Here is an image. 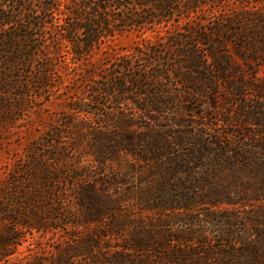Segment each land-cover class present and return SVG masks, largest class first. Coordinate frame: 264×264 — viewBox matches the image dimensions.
Wrapping results in <instances>:
<instances>
[{
    "label": "trees",
    "instance_id": "trees-1",
    "mask_svg": "<svg viewBox=\"0 0 264 264\" xmlns=\"http://www.w3.org/2000/svg\"><path fill=\"white\" fill-rule=\"evenodd\" d=\"M30 1L0 0V127L16 121L12 117L16 101L12 99L26 96L32 88L24 79L26 74L33 80V97H42L46 90L51 62L45 55L43 27L45 23L53 24L51 11L61 2L68 20H63L60 39H52L51 44L56 47L54 54L58 58L68 57L77 63L88 61L95 49L113 38L115 30L111 31V21L117 19L109 15L108 7L100 1L117 5V10L129 19L117 18L132 25L141 19L139 13L132 12L134 9L145 10L143 25L145 17L162 18L175 11H195L201 4L200 0H43L35 8L42 15L37 17ZM177 4L188 7L175 9ZM161 22L165 21L161 19ZM167 38L169 45L177 50L183 48L176 38L170 35ZM57 44L65 47V55ZM161 44L149 43L138 47L136 52L154 54ZM188 59L190 66L186 69L193 74L199 64L206 63L199 54ZM215 61L213 57L212 62ZM223 61L231 63L226 54ZM118 67L123 72H116L90 88V103L97 104V96L103 93L129 105L132 113L121 109L112 113L117 115L101 116L104 130L91 133L85 152L101 175L78 185L76 192L78 206L83 210L80 222L103 230L55 248L52 257H24L12 264H82L78 259L86 256L88 264H168L169 261L184 264L183 244L193 246L188 252L203 255V263L196 264H208L214 261L209 243L194 241L189 238L194 234L173 231V226H181L179 222L194 226L202 220L216 218L229 225L234 217L230 216L228 207L244 209L258 204L261 208L248 216L259 220L261 223L257 225L264 227V129L261 128L264 119L258 118L260 113L241 112L234 120L224 117L223 124L218 126L216 121L210 122L217 120V114L206 112L203 101L214 99L216 77L206 78L197 71L201 87L189 92L186 84L193 81L187 82L186 75L178 74V82L185 86L184 90L174 92L161 68L134 73L126 58ZM222 74L228 77L225 71ZM240 95L244 100V92ZM82 106L80 112H86L89 105ZM243 124L254 128L244 129ZM47 144L48 141L42 146ZM53 151L51 156L59 157L58 151ZM37 154L31 153L28 159ZM36 162L41 164L35 169L37 172L49 173L44 156ZM30 170L28 166L22 171L33 172ZM51 176L21 175L7 179L0 186V264L17 253L23 242L19 234L22 230L43 231L54 222L64 226L73 223L68 212L58 209L43 192V183L56 180ZM132 211L138 214L136 219L129 215ZM117 235L123 237L121 249L106 257L103 242ZM260 236L255 241L222 244L227 248L222 253L227 254L222 256L237 261L242 255L251 262L264 264V233ZM97 249L102 253H97Z\"/></svg>",
    "mask_w": 264,
    "mask_h": 264
},
{
    "label": "rangeland",
    "instance_id": "rangeland-1",
    "mask_svg": "<svg viewBox=\"0 0 264 264\" xmlns=\"http://www.w3.org/2000/svg\"><path fill=\"white\" fill-rule=\"evenodd\" d=\"M41 2L43 0L30 1L34 13H38L35 8L40 6ZM200 3V7L195 11H175L174 14L162 18L145 17L147 20L143 25L145 10L134 9L132 12L139 13L141 19L132 25L121 21H127L129 16L117 10V5L100 1L101 5L108 7L109 15L117 19L113 23L111 21V31L115 32L106 45L95 49L89 60L83 63H77L68 57L58 58L56 53L54 54L56 47L52 46V39H60L63 20L67 21L68 17L65 16V6L62 2L51 11L53 24L45 23L43 27V45L47 47L45 55L47 61L51 62L47 68L46 90L42 97H33V80L26 74L24 79L31 83L32 88H29L26 96L18 98L17 95L12 99L16 101L17 108L12 112L16 121L8 127L4 124L0 127V186L5 184L7 179L13 180L21 175H52L56 180L47 185L43 183V192L46 197L53 199L58 209L68 212V217L73 223L64 226L54 222L51 224L53 226L43 231L22 230L19 234L22 235L23 242L17 253L5 264L15 263L24 257H52L55 248L68 245L78 237L82 238L99 229L103 230L80 222L83 210L78 206L76 192L78 185L101 175L100 169L85 153L91 133L94 130H104L101 116L107 113L117 115L112 113L121 112V109L128 114L132 113L129 105L117 101L118 98L111 99L110 95L103 93L97 96V104L90 103V88L95 87V83L118 74L116 72H123L121 67H118L122 59L126 58L134 73L141 69L152 71L161 68L165 74L163 77L168 80L174 92L184 90L185 86L182 87L178 82V74L186 75L187 82L193 81V84H186L185 88L189 92L201 87V77L198 73H203L206 78L208 75L216 77L217 92L214 99L205 98L203 101L206 103V112L217 114V120L214 118L210 122L216 121L218 126L223 124L224 117L234 120L241 112L260 113L258 118L264 119V0H200ZM185 6L188 7L187 4H177L175 9H183ZM29 8L26 4L25 10ZM149 15L153 17L152 12ZM40 16L42 15L37 14V17ZM161 19L167 22H161ZM24 20L27 21V13ZM169 35L182 43L183 48L177 50V47L169 45ZM149 43L162 44L154 54L139 55L136 52L138 47ZM57 48L65 55L63 45L57 44ZM198 54L206 59V63L199 64L193 74L186 69L190 66L188 57ZM224 54L230 57V64L224 63ZM213 57L216 60L214 63ZM222 71H225L228 77L222 74ZM174 74L176 78L173 77ZM240 92L246 95L244 100L241 99ZM84 104L89 105L85 108L87 111L80 112ZM18 105H22V108ZM251 107H254L253 110ZM261 126L264 129V120ZM243 128L252 130L254 127L243 124ZM46 141L48 144L42 146ZM51 149L58 151L59 157L51 156ZM35 152L38 154L29 160L30 154ZM41 156H44L45 164L50 169L49 173L43 174L35 170L39 168L40 162L36 161ZM28 166L33 172L22 171ZM259 206L251 204L244 209L228 207L227 211L234 217L229 220V225L226 224L227 221L216 218L211 221L202 220L194 226L179 222L181 226L176 225L172 229L190 232L194 236L189 238L194 241L209 243L213 248L214 261L208 264H249L251 259L238 256L239 251L235 252V256L240 257L236 258L237 261L223 257L222 255L227 253H222L227 248L224 249L222 244L255 241L261 237L264 227L257 225L261 223L259 220L249 217L250 213L261 208ZM223 213L225 214L224 211ZM129 215L136 219L138 214L132 211ZM121 238L123 237L117 235L104 240L103 253L106 257L113 256L121 249ZM173 246L175 247V244ZM182 247L185 253L181 262L203 263V255L188 252L193 248L192 245L183 244ZM96 251L102 253L99 249ZM79 258L82 264H88V256Z\"/></svg>",
    "mask_w": 264,
    "mask_h": 264
}]
</instances>
